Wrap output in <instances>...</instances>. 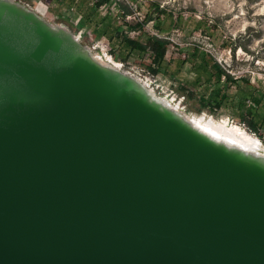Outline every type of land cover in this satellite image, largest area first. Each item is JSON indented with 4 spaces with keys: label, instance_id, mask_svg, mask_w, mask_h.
I'll return each instance as SVG.
<instances>
[{
    "label": "water",
    "instance_id": "obj_1",
    "mask_svg": "<svg viewBox=\"0 0 264 264\" xmlns=\"http://www.w3.org/2000/svg\"><path fill=\"white\" fill-rule=\"evenodd\" d=\"M0 264H264V157L0 0Z\"/></svg>",
    "mask_w": 264,
    "mask_h": 264
},
{
    "label": "rangeland",
    "instance_id": "obj_2",
    "mask_svg": "<svg viewBox=\"0 0 264 264\" xmlns=\"http://www.w3.org/2000/svg\"><path fill=\"white\" fill-rule=\"evenodd\" d=\"M11 1L36 11L56 28L66 29L75 35L82 34L81 44L88 47L92 56L100 63L112 65L108 58L109 61L118 63L108 53L104 54V50L108 51L106 39L100 38L91 26L86 29L78 27L82 12L72 7L70 1ZM161 6L167 8L166 15L159 22L154 20L145 24L146 19ZM105 9L103 13L106 12ZM117 13L114 9L111 16L115 17ZM129 21L132 24L142 23L140 25H144L151 35L172 42L167 54L171 66L159 76H153L145 64L137 61H130L121 70L132 72L140 78H149L154 84L151 87L154 94L174 99L172 105L182 115L192 118L201 115L197 112L200 107L198 98H190L188 92L182 94V88L195 91L196 94L205 91V80L209 74L202 73L198 76L193 68L194 64L202 63L203 52L212 55L232 76H249L254 86L264 90V0H152L139 6V15L129 17ZM132 36L135 33L132 32ZM184 60L186 64L179 66ZM145 63L149 64V61ZM214 83L215 79L209 85L213 87ZM228 93L236 103L233 90ZM229 109L231 111L232 108ZM230 111H226L219 120H227L239 126L236 119L233 121ZM204 113L210 115L208 111ZM213 117L216 119V116ZM239 127L246 131L244 127ZM261 142L263 143L262 140Z\"/></svg>",
    "mask_w": 264,
    "mask_h": 264
},
{
    "label": "trees",
    "instance_id": "obj_3",
    "mask_svg": "<svg viewBox=\"0 0 264 264\" xmlns=\"http://www.w3.org/2000/svg\"><path fill=\"white\" fill-rule=\"evenodd\" d=\"M58 2L70 1L72 7L82 14L79 17L78 27L86 29L92 27L100 38L108 43V54L124 64L137 61L145 64L153 76L164 74L169 66L167 60L169 48L173 45L168 39H161L146 31L144 25L132 24L129 16L130 8L118 0H54ZM106 8V9H105ZM106 10L103 13V10ZM118 13L112 17V10ZM167 8L157 7L155 12L145 21L157 20L158 22L167 13ZM132 32L135 36H132ZM202 63L194 64L193 68L200 74H209L205 80V91L196 94L182 88V94L189 93L190 98H198L200 107L199 114L206 111L219 120L226 111H230L233 121L244 127L249 133L256 135L264 143V90L257 88L251 83L249 76L235 77L222 68V66L209 53H202ZM149 64H146V61ZM186 64L184 60L181 65ZM181 69V68H180ZM179 69V70H180ZM215 79L213 87L210 82ZM200 80V79H199ZM233 90L237 98L228 93Z\"/></svg>",
    "mask_w": 264,
    "mask_h": 264
},
{
    "label": "bare ground",
    "instance_id": "obj_4",
    "mask_svg": "<svg viewBox=\"0 0 264 264\" xmlns=\"http://www.w3.org/2000/svg\"><path fill=\"white\" fill-rule=\"evenodd\" d=\"M108 59L110 60V58ZM109 60L108 62L110 64L118 67L115 62ZM152 95L165 105L173 107V109L177 108L172 105L174 99L169 100L167 98L158 97L155 94ZM186 119L198 129L220 141L226 142L230 146L242 147L253 154H259L264 157V144L258 138L253 137L239 126H235L227 120H216L213 116L205 113L197 115L194 118L186 116Z\"/></svg>",
    "mask_w": 264,
    "mask_h": 264
},
{
    "label": "built area",
    "instance_id": "obj_5",
    "mask_svg": "<svg viewBox=\"0 0 264 264\" xmlns=\"http://www.w3.org/2000/svg\"><path fill=\"white\" fill-rule=\"evenodd\" d=\"M118 1H121V2L125 3L130 8V10L132 11V14L129 17H134L135 18V17H137V15H139V6H142L143 4H145V3L149 2V1H152V0H118ZM24 7L27 8L26 6H24ZM161 8H163V6H161ZM27 9H29V8H27ZM29 10H31V11H33V12L36 13V11H34L32 9H29ZM137 24H142V23H139L138 22ZM73 35L81 43L80 40L82 38L81 37L82 34H79V35L73 34ZM155 36H157V35H155ZM86 48L88 49V47H86ZM103 52H104L105 55H107V53H108L107 49L104 50ZM109 57H111L112 59H114L112 56H109ZM116 64L118 65V67H115L113 65H111V66H113L116 69L122 71L121 68H123V66L125 64L122 63V62H118V63L116 62ZM122 72L127 73V74L133 76L134 78H136L137 80H139L152 94H154L153 89L151 88L152 86H154V84H153V82L149 78H140V77L136 76L135 74H133L132 72H129V71H122Z\"/></svg>",
    "mask_w": 264,
    "mask_h": 264
}]
</instances>
